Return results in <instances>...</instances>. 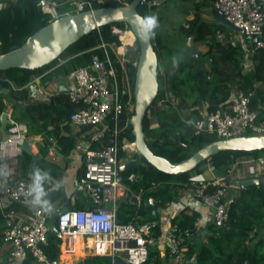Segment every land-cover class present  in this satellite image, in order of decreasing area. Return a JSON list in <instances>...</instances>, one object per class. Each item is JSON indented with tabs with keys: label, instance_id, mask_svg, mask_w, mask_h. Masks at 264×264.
Masks as SVG:
<instances>
[{
	"label": "trees",
	"instance_id": "trees-1",
	"mask_svg": "<svg viewBox=\"0 0 264 264\" xmlns=\"http://www.w3.org/2000/svg\"><path fill=\"white\" fill-rule=\"evenodd\" d=\"M3 2H5L6 7L0 10V53L21 46L29 36L49 22V15L44 14L37 6L38 0H3ZM107 5L119 6L123 3L117 0H109L106 4L98 7ZM156 7L154 6L153 10ZM197 7L200 8L199 3H197ZM139 11L144 17L148 16L149 10L146 6H141ZM217 17L219 18L218 14ZM114 25L121 29L127 26L125 23ZM112 26L101 27L71 45L61 55L62 59L69 57L71 59L57 67L54 72L48 73L44 80L52 79L55 75L68 76L74 68L88 65L93 54L101 53L100 50H91L101 41L107 44L121 45L119 36L113 32ZM225 29L226 25L221 22L209 23L205 21L198 10L193 19L181 26L182 32L188 37L193 35L196 43L205 41L208 37H215L217 31ZM153 43L159 61L165 63V76L159 73L160 91L155 101L164 99V107L158 109L157 123H152L148 116L144 120L146 139L156 154L177 162L191 156L206 144L217 140V137L209 134H196L194 125L188 121L199 119V108L203 106H206L210 111L227 105L231 101L235 88L246 92H255L252 98L253 108H260V104H264V90L261 87H256V83H264V47L258 49L250 57L254 62V69L244 73L242 42L224 44L216 41L210 45L207 52L190 60H183L180 56L175 57L173 50L155 35L153 36ZM109 50L115 58L114 53L111 49ZM202 56H205L206 59L201 66H198L197 62ZM209 59H212L211 70L206 67ZM174 60L177 62V67L173 65ZM55 62L57 64L59 59ZM50 65L34 70L11 68L0 71V91L4 88L9 89L7 94L0 92V125L1 116L9 107L5 103V97L10 96L21 105L19 114L14 109L15 119L18 122L28 123L38 133L44 132L45 134L44 145L38 155L24 151L21 161L22 175L29 177L35 168L48 172L51 181L46 182L44 187L48 192L46 198L49 203L59 200L60 202H67L69 208H75L71 205V201L62 187H56L54 190L52 188L56 181L62 180L66 168L48 161L46 156L52 144L49 137L53 135L58 137L61 152L64 155L74 149L75 138L67 134L59 138V133L60 124L67 121L71 113L78 107L69 99L66 92H59L50 102L32 101L29 99V88L25 86L34 76L44 72V68ZM130 70L132 77H134L136 67H131ZM164 78L165 82H163ZM13 84L24 88L15 90ZM182 112L188 114L184 119L181 117ZM260 118L264 119V108H260ZM65 129H68L69 132L68 126H65ZM123 137L130 142L134 141L131 124L122 134L121 139ZM99 145L100 141L94 140L93 148H99ZM257 152L259 150L252 152L222 151L203 162L196 170H201L203 166L209 163L220 169L224 165L234 162L239 154L254 155ZM133 157L140 161L144 159L138 153H134ZM130 173H135L137 179L129 181L128 175ZM191 174V172L178 175L164 173L145 159L139 168L121 173L124 182L132 191L142 192V201L137 204L131 201L129 197L122 200L117 210L120 223L153 222L158 215L153 214V210H157V207H163L167 202L173 200L178 188L189 182ZM171 182H174L173 187L170 185ZM154 184H156L155 187ZM164 184L166 187H163ZM213 189L214 187L210 188L211 191ZM149 197H154L158 201L156 206L147 205ZM13 208L31 214L37 207H32L28 202L15 201ZM77 208L82 207L77 206ZM198 217V212L191 215L182 213V215L174 217L173 223L181 229H189L190 235H192L196 232ZM256 227L254 236H251V232ZM263 227L264 181H261L258 185L240 189L230 207L228 220L224 225L212 223L211 232L205 243L197 246L192 242V239H188L186 264H245V262L264 264V236H261ZM161 235V226L155 224L152 227V237L158 241ZM64 239L68 241L69 245L67 254L73 255L77 251L75 236L66 234ZM60 243L61 238L57 236V233L50 231L48 244L44 247L50 262L58 261ZM168 260V254L162 255L158 246L151 244L149 259L144 264H168ZM32 262V256L28 255L24 264H32ZM92 262L94 264H112L113 261L109 256H96L89 259L88 264H92Z\"/></svg>",
	"mask_w": 264,
	"mask_h": 264
},
{
	"label": "built area",
	"instance_id": "built-area-1",
	"mask_svg": "<svg viewBox=\"0 0 264 264\" xmlns=\"http://www.w3.org/2000/svg\"><path fill=\"white\" fill-rule=\"evenodd\" d=\"M108 1L80 0L75 2V8L70 13L93 9ZM117 1L129 3L128 0ZM212 1L213 6L224 13L227 21L240 28L243 42L252 53L264 47V0ZM161 2L162 0H140L139 5L146 6L152 11L153 7ZM37 6L44 14L49 15V22L67 14L59 12L57 0H38ZM5 7V2L0 0V10ZM112 28L118 36L123 31L116 25ZM119 46L101 41L91 49L100 50L101 53L93 54L88 65L74 68L69 75L72 86H68L66 93L78 108L62 125L75 129H84L87 125L101 127L110 134L112 143H107L101 148L87 147L84 150V170L79 177V185L87 192L91 205L83 209L68 208L59 214L55 220L57 226L55 232L61 239H64L66 234L91 237L94 240L91 247L94 254L111 257L112 264H120L116 262V258L132 264H144L149 259L150 245L153 242L152 227L155 224L116 222V212L112 209L122 186L118 167L134 159L133 154L137 153L134 141L130 142L125 137L121 139V136L129 127L134 113L135 76L132 77L130 69L137 66L138 57L128 52V46L121 53ZM108 48L114 53L115 58ZM70 59L71 57L59 58L56 65L37 78L54 71ZM34 82L33 80L28 85ZM13 87L15 90L24 88L15 84ZM254 94V91L246 92L239 89L233 100L224 107L209 111L203 106L199 108L200 118L188 122L194 125L196 134L205 133L218 139L263 135L264 119L260 118V108L252 107ZM164 102V99L159 100L155 106L156 111L151 117L149 115L152 123H157V112ZM28 133L29 128L26 124L10 118L8 128L4 133L0 132V148L12 144L16 151L22 149L28 139ZM229 166L230 169L223 176L213 179L191 176L189 182L181 186L206 205L213 207L219 203L214 212L218 225L228 220L230 207L236 198L235 190L240 189L232 181L263 175L264 156L239 155ZM236 168L239 170L238 174ZM232 174L234 176H231ZM136 179L135 173L128 175L129 181ZM31 182L32 179L27 176L6 172L2 176L3 193L12 201L29 203L28 189ZM211 187H214L213 191L210 190ZM136 199L140 204L141 196H136ZM147 202L151 206L158 203L154 197H149ZM53 213L42 207H37L31 214L22 213L14 208L6 212L3 240L10 246L12 259L23 258L29 253L34 264H57V261L50 262L44 251L49 240L51 231L49 220ZM256 228L251 232V236H254ZM190 236L189 229L177 226L167 232L165 240L171 264H186L187 241Z\"/></svg>",
	"mask_w": 264,
	"mask_h": 264
},
{
	"label": "water",
	"instance_id": "water-1",
	"mask_svg": "<svg viewBox=\"0 0 264 264\" xmlns=\"http://www.w3.org/2000/svg\"><path fill=\"white\" fill-rule=\"evenodd\" d=\"M139 3L140 0H131L129 3L119 6L107 5L62 15L34 32L21 46L0 53V71L11 68L29 70L43 68L59 59L71 45L79 41L82 37L107 25L125 23L134 33L140 49L134 80L135 106L134 113L130 119L134 143L140 157L144 158L159 171L178 175L196 170L203 162L222 151L252 152L264 150V134L217 139L199 148L191 156L177 162H173L165 156L156 154L150 148L144 131V120L150 107L158 97L160 91L159 73L162 66L154 47L153 37L145 40L139 30L138 19L144 17L139 11ZM216 11L220 15L221 22L224 25L235 31H241L240 28L226 20L224 13L220 9H216ZM189 42L190 45L194 44L193 36L189 37ZM194 54L197 55V53ZM58 81V91L66 92L68 87L64 85L65 78L59 77ZM0 92L8 93L9 89L4 88ZM9 121L8 114L4 112L1 118V131H4ZM92 127V125H87L84 129L88 130ZM102 139L104 138L102 137ZM107 143L111 144L112 139L108 140ZM22 147L24 151L31 152L28 141H25ZM140 164L141 161L139 159H131L126 164L119 166L118 172L122 173L137 169L140 167ZM260 182V178L258 177L232 181L233 184H236L240 188L258 185ZM218 205L219 203L212 207L213 211L216 210V206ZM67 209L64 208L56 211L50 217L49 223L51 231H56L57 226L55 220L59 214ZM115 220L116 222H120L117 215ZM215 223L218 224L217 221ZM150 224L153 225L154 223L151 222ZM116 262L120 264H132L120 258H116Z\"/></svg>",
	"mask_w": 264,
	"mask_h": 264
},
{
	"label": "crops",
	"instance_id": "crops-1",
	"mask_svg": "<svg viewBox=\"0 0 264 264\" xmlns=\"http://www.w3.org/2000/svg\"><path fill=\"white\" fill-rule=\"evenodd\" d=\"M58 1V0H57ZM67 0H62V2L65 3ZM80 1V0H74L71 3V6L73 9L75 8V2ZM207 0H195V2H202L203 5L207 6L210 8L211 16L215 17L214 21H207L209 23H219L221 22L220 15L216 11V8L213 6V1L210 0V4H206ZM74 4V5H73ZM156 9L152 10L151 12H155ZM73 11V10H72ZM72 11L67 12L70 13ZM196 13V11H195ZM194 13V15H195ZM219 15V18L217 17V14ZM189 15V14H188ZM194 15H189L187 16V20L193 19ZM202 16V15H201ZM203 18V17H202ZM222 23V22H221ZM183 25H186L183 24ZM218 32L220 34V37H218ZM238 32V31H237ZM240 33V32H239ZM163 34V35H161ZM166 34V30L164 28H161L160 30L158 28L155 29V36L159 39H161L165 44L168 46L170 45L165 39L164 36ZM241 35V34H240ZM193 36V35H192ZM194 37V36H193ZM236 37V36H235ZM235 37H224V34L222 30L217 31L215 38L216 41L222 42L224 44L227 43H233L237 42L238 40L235 39ZM242 37V35H241ZM189 40V38H188ZM215 41V42H216ZM203 42V41H202ZM243 43V49H244V62H243V72L247 73L251 70L254 69V62L251 60V56L254 54L250 50L249 47L246 46V44ZM201 43V42H197ZM211 45V44H210ZM210 45L207 46V49L205 50H199V51H193L192 55H195L194 53H197V56L199 54L205 53L209 50ZM175 61V60H174ZM176 62V61H175ZM212 59H209V63L206 64V67L208 70H211L212 68ZM177 67V62L176 65ZM210 67V68H208ZM51 69V68H50ZM47 71V70H46ZM46 71L42 72L41 74H38L32 78L30 82L33 80L35 81L33 84L28 85L26 84L25 86H28L29 91H30V100L32 101H44V102H50L51 99L56 96L59 91V77H64L65 82L64 85L66 87L72 86L71 78L70 76H63V75H55L53 76L52 79H47L44 80V76L41 78H37L38 76L44 74ZM55 71V70H54ZM52 71V72H54ZM174 70L172 71V73ZM50 73V72H49ZM256 87H261L264 90V83L258 82L256 83ZM239 89L235 88L233 95L231 97V100H233L236 92ZM7 94V93H5ZM7 97H5V103L8 105ZM263 104V103H262ZM260 104V108H264V104ZM8 114V118H14L15 116L13 114L14 109L12 106H9L8 109L5 111ZM2 118V116H1ZM16 120V119H15ZM158 121V120H157ZM9 123V122H8ZM8 123L5 126L4 131H1L2 133L5 132V130L8 128ZM23 124H26L29 128V133H28V145L30 147V150L33 155H38L44 145V140H45V134L43 133H38V132H32V128L28 123L25 122H20ZM63 123L60 124V133H59V138L64 135H70L71 137H74L76 140V144L74 149L71 150L68 154L64 155L61 152V145L59 143L58 137L55 135L49 137V141L52 143L49 150L48 154L46 156V159L50 162L56 163L59 166L66 168L65 173L63 175V178L61 181H56L55 184H58V187H62L67 195V197L71 201V205L75 208L77 206L83 208H88L91 205V202L89 200V197L87 195V192L85 189L79 185V177L81 176L83 170H84V150L87 147H92L93 148V143L94 140L98 139L100 141L99 148L107 144V141L111 139V136L109 133L105 132L101 127H97V130H85V129H75L73 127H69V132L67 131L68 129H65V126L67 125H62ZM53 129V127H50ZM71 129V130H70ZM102 137L104 139H102ZM23 147L20 150L16 151V148L11 144L8 145L5 148H0V264H24V261L30 255L29 253L23 257V258H18V259H12L10 257V246L6 244L3 240V230L5 227V214L7 211L13 208V204L15 201H12L8 197H6L3 193V183H2V176L6 172H12L16 174H22V169H21V161L23 157ZM123 173V172H122ZM224 174L218 173V171L215 170V167H213L212 164H207L203 166L201 170L197 171V174H193L192 177H202L205 179H213L215 177H220L223 176ZM28 177V176H27ZM120 177L122 178V186L120 187L119 190V197L118 200L115 203V206L112 207L113 210H115L116 215H117V210L119 208V203L129 197L131 201L134 203H137L136 196H141V201H142V192H135L130 189V187L124 182L123 176L120 173ZM29 178L32 179V175L29 176ZM260 181H264V174L259 175ZM170 185L173 187L174 182H171ZM163 187H166V184L163 185ZM240 189L235 190V195L236 191ZM237 196V195H236ZM50 207L49 208H44L48 212H56L58 210L64 209V208H69L67 202H60L59 200H55L52 203H49ZM147 205L148 204L147 202ZM151 206V205H150ZM22 213H27L26 211L23 210H18ZM194 212L199 213L198 220L196 222V232L190 236L189 239H192V242L197 244L199 246L202 243H205L207 240V237L209 233L211 232V224L215 223V216L212 207L209 205H206L205 203L201 202L199 199L194 198L189 191L186 189H183L181 187L178 188V192L176 196L173 198V200L167 202L163 207L159 206L157 207V210H153V214H158L157 218L153 221L154 224H159L161 226L162 230V235L160 236L158 241H155L154 238L152 244L157 245L159 250L161 251L162 255L168 254V248L166 245V240H165V235L167 234L168 231L171 229H174L177 224L173 223L174 217L178 215H182V213L191 215ZM29 214V213H27ZM151 223V222H148ZM145 224V223H142ZM178 227V226H177ZM257 230V228H256ZM262 233H264V227L262 228ZM75 236V235H74ZM152 236V235H151ZM65 238V237H64ZM85 238V237H84ZM84 238H81L79 236H75L76 239V247L77 248H84L83 246L85 244L81 243ZM68 241L65 239H61L60 243V255L61 252L62 254V259L66 260V257L68 256L67 254V247H69ZM81 243V244H80ZM64 244V245H63ZM63 245V246H62ZM63 247V248H62ZM75 247V248H76ZM90 247L88 245V239H87V246L85 247L88 248ZM31 256V255H30ZM80 256V255H78ZM169 256V255H168ZM77 257V256H76ZM59 261V259H58ZM57 261V263H58ZM168 264H171L170 258L167 261ZM34 264V261L32 262Z\"/></svg>",
	"mask_w": 264,
	"mask_h": 264
},
{
	"label": "rangeland",
	"instance_id": "rangeland-1",
	"mask_svg": "<svg viewBox=\"0 0 264 264\" xmlns=\"http://www.w3.org/2000/svg\"><path fill=\"white\" fill-rule=\"evenodd\" d=\"M74 0H67L62 2V0H58L59 2V12L61 14L67 13L69 11L73 10V7L71 6V3ZM200 4V8L197 7V2L195 0H162L161 4H159L156 7L155 12H151L149 9L148 16L155 15L158 19V29L160 30L161 28H164L166 30V34L164 36V39L170 44L169 47L173 50L175 57H181L183 60H190L193 57H198L197 55H192L193 51H199V50H205L207 49V46L214 43L216 41L215 37H208L205 41L201 43H196L194 42L193 45H190V42L188 40V36H186L182 30L181 26L186 23L187 16L189 15H194L195 11H199L203 17V19L207 21H214L215 17L211 16L210 8L203 5L202 2H198ZM210 0L206 1V4H210ZM189 14V15H188ZM121 29L120 27H118ZM123 31L126 30H131L128 26H126ZM224 34V37H235L238 42H241L243 39L240 35L239 32L233 30L232 28L226 26V29L222 31ZM163 35V34H161ZM119 40L120 36H119ZM122 44V43H121ZM127 50L129 53L135 54L137 57H139V44L137 40L135 39V42L133 45L128 46ZM204 54V53H202ZM62 59V57L60 58ZM206 57L202 56L201 59L197 62L198 66H201ZM161 63V62H160ZM54 65H56V62L52 63L49 67L44 68V71L49 70L52 68ZM161 69L160 73L165 76V63H161ZM41 74V73H39ZM163 82H165V78L163 79ZM8 101V106H12L13 109L16 110L17 114H19V111L21 109V105L16 103L10 96L7 97ZM156 101V100H155ZM159 101V100H158ZM157 101V102H158ZM153 104V106L149 109L148 111V117L152 116V113L156 111V103ZM164 107V105L162 106ZM161 107V108H162ZM186 112L181 113V117L184 119L187 117ZM97 127H93L92 130H97ZM71 130V129H70ZM32 132H37L36 129L32 128ZM247 153H242L239 155H243ZM253 156L258 157V156H264V150H261L254 154ZM141 163H144V159H141ZM215 167V166H213ZM231 166L229 165H224L222 168H217L215 167V170L218 171V173H223L226 174L228 170L230 169ZM238 168H236V174H238ZM191 176L193 174H197V170H194L191 172ZM231 176H234L233 174ZM241 189V188H240ZM240 190L236 191V195H238ZM261 236H264V233H261ZM84 248L80 249L77 248V251L74 252L73 255L68 254L66 257V260L62 259V252L61 255L59 256V261L57 264H88L89 259H93L96 257L94 254V251L91 247H88L85 249L87 246V238L84 240ZM80 255V256H78ZM77 256V257H76Z\"/></svg>",
	"mask_w": 264,
	"mask_h": 264
},
{
	"label": "clouds",
	"instance_id": "clouds-1",
	"mask_svg": "<svg viewBox=\"0 0 264 264\" xmlns=\"http://www.w3.org/2000/svg\"><path fill=\"white\" fill-rule=\"evenodd\" d=\"M138 27L142 37L147 40L155 35V29L158 27V19L155 15L143 17L138 19ZM173 65L176 62L173 61ZM50 174L46 171H42L39 168H35L32 173V182L28 189L30 196L29 204L32 207H44L49 208L50 204L47 197V190L44 185L46 182H50ZM58 184L52 185L53 190L58 187Z\"/></svg>",
	"mask_w": 264,
	"mask_h": 264
},
{
	"label": "bare ground",
	"instance_id": "bare-ground-1",
	"mask_svg": "<svg viewBox=\"0 0 264 264\" xmlns=\"http://www.w3.org/2000/svg\"><path fill=\"white\" fill-rule=\"evenodd\" d=\"M120 39L122 41V44L119 46V51L121 53H123V51H125V49H126V46H131V45L134 44L136 38H135L134 33L131 30H126V31L120 32ZM71 235H73V234H71ZM79 237H81V236H79ZM81 238H84V237H81ZM87 239H88V245L90 247H92L93 243H94V240L91 237L87 238ZM81 243L84 244V241H82Z\"/></svg>",
	"mask_w": 264,
	"mask_h": 264
}]
</instances>
